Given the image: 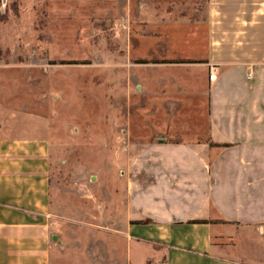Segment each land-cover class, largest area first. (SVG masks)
Listing matches in <instances>:
<instances>
[{"label": "crops", "instance_id": "0c3cea01", "mask_svg": "<svg viewBox=\"0 0 264 264\" xmlns=\"http://www.w3.org/2000/svg\"><path fill=\"white\" fill-rule=\"evenodd\" d=\"M198 8L200 24L174 18ZM132 10L151 23L111 30L140 60L120 56V91L110 72L104 94L126 100L125 142L141 145L125 169L127 264H264V0H121ZM48 128L0 107V264H53Z\"/></svg>", "mask_w": 264, "mask_h": 264}, {"label": "rangeland", "instance_id": "374dc122", "mask_svg": "<svg viewBox=\"0 0 264 264\" xmlns=\"http://www.w3.org/2000/svg\"><path fill=\"white\" fill-rule=\"evenodd\" d=\"M202 9L174 18L200 24ZM136 15L123 16L121 0H0V107L47 118L49 125L53 264L129 263L120 232L125 169L129 149L131 155L141 145L125 142L126 100L111 103L110 117L104 94L110 72L120 83V56L129 49L140 60L135 48L119 46L127 32L111 30L122 21L134 37L135 24L151 23ZM110 54L117 63L106 61Z\"/></svg>", "mask_w": 264, "mask_h": 264}, {"label": "built area", "instance_id": "2783aa9c", "mask_svg": "<svg viewBox=\"0 0 264 264\" xmlns=\"http://www.w3.org/2000/svg\"><path fill=\"white\" fill-rule=\"evenodd\" d=\"M209 79L212 80L215 78V75L213 72H210L209 75H208Z\"/></svg>", "mask_w": 264, "mask_h": 264}, {"label": "trees", "instance_id": "16d2710c", "mask_svg": "<svg viewBox=\"0 0 264 264\" xmlns=\"http://www.w3.org/2000/svg\"><path fill=\"white\" fill-rule=\"evenodd\" d=\"M210 144H212V143H210ZM195 222H203V221H195Z\"/></svg>", "mask_w": 264, "mask_h": 264}]
</instances>
